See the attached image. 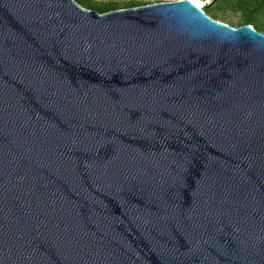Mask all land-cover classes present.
Instances as JSON below:
<instances>
[{
    "label": "water",
    "instance_id": "obj_1",
    "mask_svg": "<svg viewBox=\"0 0 264 264\" xmlns=\"http://www.w3.org/2000/svg\"><path fill=\"white\" fill-rule=\"evenodd\" d=\"M0 264H264V32L0 0Z\"/></svg>",
    "mask_w": 264,
    "mask_h": 264
},
{
    "label": "trees",
    "instance_id": "obj_2",
    "mask_svg": "<svg viewBox=\"0 0 264 264\" xmlns=\"http://www.w3.org/2000/svg\"><path fill=\"white\" fill-rule=\"evenodd\" d=\"M80 5L95 10L101 14L120 9L135 8L153 4L148 0H76ZM158 3L162 0H158ZM216 2V3H215ZM206 4L203 10L214 20L224 22L233 27L251 25L260 32H264V0H214ZM233 4L236 9L242 11L238 21L220 15L218 10L223 5Z\"/></svg>",
    "mask_w": 264,
    "mask_h": 264
},
{
    "label": "rangeland",
    "instance_id": "obj_3",
    "mask_svg": "<svg viewBox=\"0 0 264 264\" xmlns=\"http://www.w3.org/2000/svg\"><path fill=\"white\" fill-rule=\"evenodd\" d=\"M152 3H158V0H148ZM172 1H178V0H162V2H172ZM199 2V4L201 5V7H204L206 4L211 3V4H215L212 3V1L214 0H196ZM220 15H224L227 16L229 18H231L233 21H238V19L240 18V16L242 15V11L238 10L235 8V6L233 4H228L225 5L223 4L219 10H218Z\"/></svg>",
    "mask_w": 264,
    "mask_h": 264
},
{
    "label": "bare ground",
    "instance_id": "obj_4",
    "mask_svg": "<svg viewBox=\"0 0 264 264\" xmlns=\"http://www.w3.org/2000/svg\"><path fill=\"white\" fill-rule=\"evenodd\" d=\"M191 1H193V3H195L198 7H201V5L199 4L198 1H196V0H191Z\"/></svg>",
    "mask_w": 264,
    "mask_h": 264
}]
</instances>
